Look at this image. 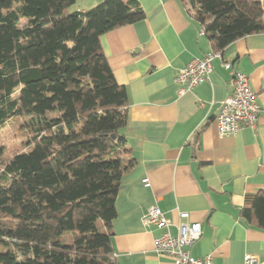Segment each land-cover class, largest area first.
<instances>
[{"label":"trees","instance_id":"1","mask_svg":"<svg viewBox=\"0 0 264 264\" xmlns=\"http://www.w3.org/2000/svg\"><path fill=\"white\" fill-rule=\"evenodd\" d=\"M0 0V130L27 117L29 150L0 144V264H116L113 221L136 164L123 133L129 95L101 36L145 18L138 0ZM222 51L264 32L261 0H181ZM242 217L264 230V191Z\"/></svg>","mask_w":264,"mask_h":264},{"label":"crops","instance_id":"2","mask_svg":"<svg viewBox=\"0 0 264 264\" xmlns=\"http://www.w3.org/2000/svg\"><path fill=\"white\" fill-rule=\"evenodd\" d=\"M138 1L143 20L101 36L115 78L129 95L123 133L127 156L136 159L116 199V264H175L155 251L160 230L143 224L155 204L172 219L173 234L183 221L181 212L201 223L194 256L212 255L214 264H245L253 255L264 264V230L241 214L247 199L264 191V32L229 44L213 61L210 80L179 94L177 71L215 48L181 0ZM235 71L247 74L257 92L258 128L221 137L217 116L234 91Z\"/></svg>","mask_w":264,"mask_h":264},{"label":"built area","instance_id":"3","mask_svg":"<svg viewBox=\"0 0 264 264\" xmlns=\"http://www.w3.org/2000/svg\"><path fill=\"white\" fill-rule=\"evenodd\" d=\"M201 33L205 34L203 28ZM222 57V53L210 52L204 57H196L179 69L175 76L179 94L192 91L199 84L210 80L213 72V61ZM227 69L232 68L231 62H225ZM257 92L252 88L250 77L240 71L234 72V91L223 99L221 110L217 116V130L221 137L236 135L242 128H258L261 107L257 101ZM183 221L177 224L178 232L173 234V221L157 205L151 206L143 218L145 226H155L160 234L154 238L155 251L159 255H168L175 264H214L213 256L196 257L192 248L202 236L200 222L188 220L189 213L181 212ZM245 264H257V258L247 255Z\"/></svg>","mask_w":264,"mask_h":264},{"label":"rangeland","instance_id":"4","mask_svg":"<svg viewBox=\"0 0 264 264\" xmlns=\"http://www.w3.org/2000/svg\"><path fill=\"white\" fill-rule=\"evenodd\" d=\"M103 0H77L75 4L67 9V13H72L83 8L89 9ZM264 9V0H261ZM27 117L14 118L5 124L0 130V144L5 147L4 161H7L17 152H26L30 148L28 140L30 138V131L27 129Z\"/></svg>","mask_w":264,"mask_h":264}]
</instances>
